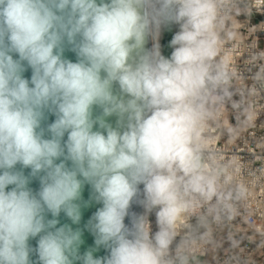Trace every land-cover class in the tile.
<instances>
[{
    "label": "clouds",
    "instance_id": "1",
    "mask_svg": "<svg viewBox=\"0 0 264 264\" xmlns=\"http://www.w3.org/2000/svg\"><path fill=\"white\" fill-rule=\"evenodd\" d=\"M255 14L264 0H0V264H258L242 247L264 249ZM85 183L102 257L57 227L62 212L79 224Z\"/></svg>",
    "mask_w": 264,
    "mask_h": 264
},
{
    "label": "water",
    "instance_id": "2",
    "mask_svg": "<svg viewBox=\"0 0 264 264\" xmlns=\"http://www.w3.org/2000/svg\"><path fill=\"white\" fill-rule=\"evenodd\" d=\"M169 30V41L168 44L166 46V49L164 51V54L166 57L170 56L171 54V47H170V40L172 38V35L174 34V30L171 27L168 28ZM153 45V40L151 37H149L146 41L145 44V48L146 49H151ZM17 58V57H14ZM64 58L72 60L73 62H76L77 60V56L75 54V52L71 51V46L70 45H65V51H64ZM25 76V78L30 79L31 78V69L27 68V70L24 72L23 74ZM118 91V87L115 89ZM93 117L95 118H102L105 120L106 123H109L112 127H117V116L113 115V116H108V117H104L103 116V112L102 109L96 107L93 109ZM55 119V116L52 114H47L46 113V119L43 121L42 126L46 127L47 124L52 123ZM94 130H101L99 129V125L97 124L94 127ZM47 136V134H46ZM66 139V137H65ZM59 162V161H57ZM70 163V162H69ZM19 168V165L17 166ZM25 174L27 175L30 172V169H25L24 170ZM31 188H33L34 190L39 189V181L38 179H33L29 185ZM143 186L141 185V188ZM77 203L80 205L81 207V220L79 222V224H73L72 221L62 212L60 214L59 217H57V219L59 220V223L57 225V227L63 226V225H68L70 226L73 230H79L81 232V239H82V244L80 245L79 248V254L83 255L85 252H87L88 250H93V255L95 257H102L104 255H106V251L100 247L97 248L95 245V236L93 235V233L91 232L90 228H89V221L92 218V215L95 213V211L102 207V204L97 203L94 199V192L92 190L91 185L85 183L83 188H82V192H81V198L80 200L77 201ZM131 211L133 212H137L140 213L142 212V208L139 205L134 204L132 206ZM48 219H52L53 217L51 216V214L47 215ZM126 223H128V220L126 219ZM37 240L38 237L36 239H32L29 241L30 245L32 247H36L37 246ZM31 259L33 261H35L37 259L36 254H33ZM75 264H82V261H76Z\"/></svg>",
    "mask_w": 264,
    "mask_h": 264
},
{
    "label": "built area",
    "instance_id": "3",
    "mask_svg": "<svg viewBox=\"0 0 264 264\" xmlns=\"http://www.w3.org/2000/svg\"><path fill=\"white\" fill-rule=\"evenodd\" d=\"M264 22V15L261 14H255L251 20L249 21L250 25H258L259 23ZM256 37L259 38V46L261 49H264V31H258L257 33L254 34ZM261 120H264V116L261 117ZM259 124V122H258ZM256 135L260 136V135H264V129L261 128H257L256 129ZM239 147L241 149H243L245 152H247L248 146L251 145V139L249 138V144L245 145L243 142H238ZM247 159H251V157H246ZM257 166V165H254ZM153 221H154V216L152 217ZM239 228L241 229H246L247 225L242 224L239 219L237 221L234 222ZM225 233H221V235H225ZM243 234V233H241ZM249 235L251 234L250 232L248 233ZM228 247V244L225 243L224 245V249H226ZM242 247L244 248V255L247 256H252L257 262L258 264H264V255H262L261 253H264V249L260 250L259 252L256 250V246L255 244H249L247 240L244 241V243L242 244ZM224 249L219 250V258L222 261L224 259ZM207 259L210 260V257H208ZM210 264H215L214 261H210Z\"/></svg>",
    "mask_w": 264,
    "mask_h": 264
},
{
    "label": "rangeland",
    "instance_id": "4",
    "mask_svg": "<svg viewBox=\"0 0 264 264\" xmlns=\"http://www.w3.org/2000/svg\"><path fill=\"white\" fill-rule=\"evenodd\" d=\"M172 28H173L174 32L177 30L175 28V26H172ZM168 41H169V30H168V28L162 29V32H161V35L159 38L162 54H164V51H165L166 46L168 44Z\"/></svg>",
    "mask_w": 264,
    "mask_h": 264
}]
</instances>
